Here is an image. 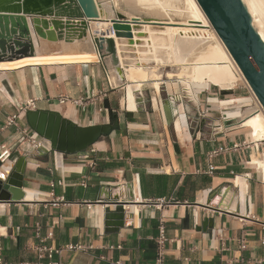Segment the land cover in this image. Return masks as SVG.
<instances>
[{
	"label": "crops",
	"instance_id": "obj_1",
	"mask_svg": "<svg viewBox=\"0 0 264 264\" xmlns=\"http://www.w3.org/2000/svg\"><path fill=\"white\" fill-rule=\"evenodd\" d=\"M126 54L131 55L127 62L137 56ZM94 55L91 43L40 40L37 55L23 59L33 61L12 68L2 66L9 62L0 63V151L3 146L11 149L10 158L0 162V175L6 177L20 157L27 158L23 201L0 203L4 263L156 264L163 221L169 239L166 264H264V182L249 165L251 156L262 157L264 141L254 142L246 129L223 123L257 105L249 88L237 83L235 89L214 92L209 83L168 77L177 71L172 67L159 68V77H152L153 64L145 67L149 78L139 85L109 59L107 67L86 59ZM166 68L172 72L162 79L161 69ZM129 86L137 98L136 111L128 109ZM160 92L179 100L185 128L177 127L179 115L168 124ZM62 96L84 99V109L61 105ZM31 101L34 110L58 111L85 127L109 123L117 114L120 129L85 153L62 155L28 128L25 114L32 108L24 107ZM186 104L198 106V127L189 124ZM13 115L18 116L17 127H7ZM217 121L224 129L219 130ZM224 149L229 152L210 159L212 152ZM210 165L215 167L212 175ZM237 177L247 191L237 185ZM216 190L212 204L221 213L200 206L207 205ZM130 192L138 202L125 208L131 215L123 228L112 232L105 225L107 203L114 197L126 200ZM161 200L165 203L160 207ZM208 217H214L213 229L198 231ZM37 225L42 243L36 238ZM241 239L246 250L240 249ZM38 245L55 252L52 261L38 258Z\"/></svg>",
	"mask_w": 264,
	"mask_h": 264
},
{
	"label": "water",
	"instance_id": "obj_2",
	"mask_svg": "<svg viewBox=\"0 0 264 264\" xmlns=\"http://www.w3.org/2000/svg\"><path fill=\"white\" fill-rule=\"evenodd\" d=\"M197 2L264 110V41L253 26L247 7L242 0ZM102 21L101 5L97 0H0V63L35 57L40 40L51 43L83 41L92 44L101 64L107 67L105 61L109 59L111 65L123 74L115 38L129 39L130 44H133V28H140L142 23L135 19L132 23L122 14L116 13V17L111 20V31L115 34L113 37L110 31L105 34L93 30V24ZM167 96L166 100H161V108L168 124H171L179 114L176 105L179 100L173 101L168 92ZM25 118L28 128L44 140L51 151L68 156L87 152L103 138L120 129L117 114H113L109 123L87 127L53 110H28ZM223 123L226 127L231 125L229 120ZM26 166L27 158L20 157L6 177L0 175V203L23 201L21 190ZM127 188L131 190L132 186L128 185ZM219 191H213L208 204L200 206L215 213L223 212L212 204ZM137 202L131 192L126 200L119 201V197H114L108 201L106 227L112 232L123 228L127 215H131L125 212V208L135 207ZM189 220L190 215H187L186 222ZM213 226L214 217H208L198 231L207 232Z\"/></svg>",
	"mask_w": 264,
	"mask_h": 264
},
{
	"label": "bare ground",
	"instance_id": "obj_3",
	"mask_svg": "<svg viewBox=\"0 0 264 264\" xmlns=\"http://www.w3.org/2000/svg\"><path fill=\"white\" fill-rule=\"evenodd\" d=\"M97 1L101 5L103 21L94 23L93 30L101 33L106 31L105 34L110 31L111 36L115 37L111 31V20L116 17V13L122 14L132 23L134 19L142 23L140 28H133V44H130L129 39L115 38L117 56L128 81L138 82L140 85L142 81L147 80L149 72L145 67H149L150 64H153L154 70L152 77H159L155 74L159 68L172 67L177 71L175 74L168 73V77L175 75L177 78L189 82L209 83L221 90L235 89L236 84L241 80L248 86L258 107L247 109L244 114L230 120V126L246 129L254 142L264 141V110L197 0ZM242 1L251 15L253 26L264 41V0ZM119 9L121 12L118 11ZM151 22H159L163 25H151ZM142 26L143 31H138ZM127 51L137 55L130 62L127 61L131 55H124ZM91 58L100 61V57L97 55L86 59ZM28 61L33 60H18L2 66L12 68ZM138 62H140L139 66H137ZM126 63H129V66L126 67ZM20 67L22 66L15 67V69ZM112 84L117 86V81L112 79ZM126 100L128 109L136 111L137 98L130 86ZM178 115L177 127L180 130L185 128L186 121L184 113ZM216 123L220 126L219 130L224 129L223 123L221 124L219 121ZM251 157L249 165L264 182V159L255 155ZM236 183L237 185L240 183L244 189L247 187L239 177L236 178Z\"/></svg>",
	"mask_w": 264,
	"mask_h": 264
},
{
	"label": "built area",
	"instance_id": "obj_4",
	"mask_svg": "<svg viewBox=\"0 0 264 264\" xmlns=\"http://www.w3.org/2000/svg\"><path fill=\"white\" fill-rule=\"evenodd\" d=\"M59 103L61 105H65L67 103H71L72 105L76 106V107H82L84 109L85 107V100L84 99H71V98H67L65 96L59 97ZM260 105V104H259ZM257 107V105H256ZM32 108L31 110H34L35 108V102L31 101L30 103H28L24 109H29ZM18 116L17 115H13L8 122L6 123L7 127H17L16 121H17ZM243 145H246V143H243ZM255 147L256 152H259L260 148L258 146V144H253ZM239 146H234L233 149H238ZM229 152V149H224V150H219V151H214L210 154V159H214L215 157H217L220 152ZM11 156V149H7L6 147H1V151H0V162L4 163L6 160H8ZM262 158H264V153H262ZM215 172V167L213 165H210L208 168V173L210 175H212ZM85 186V184H84ZM164 200L159 201V206L161 207L162 205H164ZM37 230H36V238L39 240L40 243H42L43 241L41 240V236H40V229L39 226L37 225ZM51 236V235H50ZM52 237V236H51ZM169 242V239L167 237L166 234V230H165V225L164 222L161 221L160 226H159V236L156 240V244H157V252H156V259L155 262L156 264H166L165 262V251H166V245ZM247 246H246V241L245 239H241V243H240V249L241 250H246ZM36 251L38 252V258L40 260H44V259H49L50 261H52L53 259V255L55 254V252L51 249H47L44 246H40L38 245L36 247ZM0 264H5L3 261V245H2V241H1V235H0ZM49 264H58V263H52L50 262Z\"/></svg>",
	"mask_w": 264,
	"mask_h": 264
},
{
	"label": "rangeland",
	"instance_id": "obj_5",
	"mask_svg": "<svg viewBox=\"0 0 264 264\" xmlns=\"http://www.w3.org/2000/svg\"><path fill=\"white\" fill-rule=\"evenodd\" d=\"M165 72H172V69H169V68H166V69H161V73H162V79L164 78V76H165ZM239 83H244L243 81H241V80H239L238 81V84ZM245 84V83H244ZM237 85V84H236ZM246 85V84H245ZM247 86V85H246ZM248 87V86H247ZM216 90H220L219 88H217V87H213L212 86V91H216ZM158 96L160 97L161 96V98H160V100H165L166 99V96H165V94H163V93H159L158 94ZM186 101H189L188 99L186 100ZM249 103V102H248ZM247 102H243V103H241V104H244V105H247L248 104ZM195 105H197V104H195ZM160 106H161V101H160ZM249 109H254V108H256V106H255V104L252 106V107H248ZM248 108H243L242 110L243 111H246ZM162 109V108H161ZM186 114H187V116H188V122H189V124L191 125V126H193V127H195V126H199L200 125V123H201V121H202V118L200 117V115H202V114H200V112H199V108H198V106H191V104H186ZM261 159H264V158H262V157H260Z\"/></svg>",
	"mask_w": 264,
	"mask_h": 264
}]
</instances>
